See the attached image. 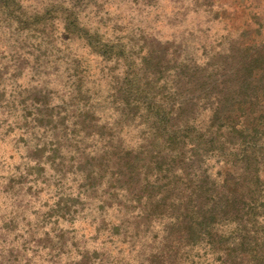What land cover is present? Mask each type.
Returning <instances> with one entry per match:
<instances>
[{"label": "trees", "instance_id": "16d2710c", "mask_svg": "<svg viewBox=\"0 0 264 264\" xmlns=\"http://www.w3.org/2000/svg\"><path fill=\"white\" fill-rule=\"evenodd\" d=\"M258 1L245 0L239 9L247 13ZM224 2L197 0L192 12L216 19L234 4ZM1 9L27 17L16 0ZM50 12L13 18L31 40L12 58L17 68L28 57L46 55L54 42L46 30L51 24L66 43L80 38L72 33L76 11L63 9L60 21L49 19ZM253 18L236 21L238 35L198 57L180 51L173 39L133 50L128 33L126 43L119 38L127 28L118 30L102 43L86 44L100 57L97 82L80 74L74 60L68 78L76 79L57 97L62 103L50 106L54 97L44 80L20 91L21 109L47 137H35L34 151H50L51 159L67 141L68 159L83 176L79 192L93 206L99 201L96 210L118 212L108 221L109 234L135 253L134 264H264V22ZM98 107L110 111L107 119Z\"/></svg>", "mask_w": 264, "mask_h": 264}, {"label": "rangeland", "instance_id": "374dc122", "mask_svg": "<svg viewBox=\"0 0 264 264\" xmlns=\"http://www.w3.org/2000/svg\"><path fill=\"white\" fill-rule=\"evenodd\" d=\"M107 1H109L108 6ZM226 1L231 2L232 0H225L224 5L226 4ZM4 2H7V0H0V32H9L10 35L8 38L14 41V43L10 45L11 51L9 56L5 58L8 62L5 63L2 70H0V83L15 84L17 80L25 77V69H29L30 74L27 76L28 82L32 83L33 80H37L36 78L38 75H41L42 78H40V80H42V82L43 80L46 82L50 88V93H52L53 97L56 99L61 96L63 92L61 89H68L66 86L70 85L71 81L76 79L72 77L68 78V74L71 73L70 67L75 63L74 60L79 62L80 74H83L84 72V76L87 80H94L95 83L97 82L96 79L100 78V57H98L95 52H90V49H86L88 41L93 43H102L106 38L113 37L112 33H116L118 30L120 31L127 28L126 34H123V31L119 32V38L125 41V36L128 33L130 43L134 44L133 50H138V47H141L140 45H142V43H145L142 46V48H145L148 42L151 45H158L150 46L149 48L162 47L165 40L173 39V41L180 45V51L182 46L183 52L198 57L200 54L209 55L218 48H221L222 45H224L225 42H227L228 39L234 35L236 21L240 19L243 21L247 14H252L254 16V20L264 22V0H259L257 2L258 4L254 2L256 7L247 11V13L246 11L239 9L245 6V0H234L232 7L227 8L225 13L219 14V18L217 17L215 19L212 16H208L201 12L193 14L187 13L179 22L162 18L160 14L153 15L150 12L146 14L145 11L140 9H137L136 15L133 16L131 15L132 9L127 6V1L125 0H106V3L104 1V4L99 3L98 0H63V2L70 3L71 9L77 12L78 16L72 33H74V35H80V38H78L79 41L72 39L66 43L67 38H62L59 27L51 24L49 27H46V30L50 31V38H53L51 40L54 42L47 44L46 55L41 56L42 59L38 61L28 57L26 59L27 64H23L22 67L17 68L13 63L12 58L16 53L22 52L27 48L26 46H29L28 41H31L29 40L30 32L24 29H15L13 18H16L17 16L21 18V11L18 10L20 14L15 12L8 14L2 13L1 4ZM134 2V4L140 3V1ZM157 4L158 0H154V6L145 5V8H155L157 7ZM7 5H10V3ZM109 6L116 9V15H112L108 12L107 9ZM53 7H55L56 10L50 12L46 16L52 21L62 20L65 17V13L62 12L65 7H61L59 5H54ZM125 12L128 14L125 15ZM101 13H104V15H101ZM24 15L28 16L29 14L26 13ZM149 17H151V19H149ZM48 22H50V20ZM18 25L21 26V24ZM225 33H227V35H225ZM39 49L41 50L42 48L39 47ZM141 53L143 52L141 51L140 54ZM119 64L122 67L121 61H119ZM109 65H111V63ZM10 67L14 68V71L6 81L4 80V76L7 75ZM89 84H91V82H89ZM4 98V93L0 92V101L4 100ZM19 98L20 92H16L15 96L12 97L11 103L2 105V107H4L6 111L9 107L15 111L18 104L21 117L24 120L22 127L26 133H31L33 140L36 141L35 137L42 132L38 129L40 125L36 121L28 120L32 117V114L27 113L28 109H21V105L18 102ZM62 100H64V96L62 97ZM64 102H66V100H64ZM109 112L110 111L106 109V107H98V110H96V113L102 119L108 117ZM240 123H242V120H240ZM9 131H12V129H9ZM130 133H135V130H131ZM41 137L43 139H47L45 134H41ZM66 142L67 141L65 139L60 142V152H57V156L52 157L51 159L47 158V161L53 166L55 171L61 174L62 178H66L67 174L71 173L73 183H75L78 170L68 157L61 154V149H65L68 152L67 147H65ZM19 143L27 146L28 142L21 137ZM28 157L30 159L41 161L44 158V154H38L34 151V149H30ZM57 161H59V164H57ZM16 170L19 171V166H16ZM224 170V166H222L221 177H223ZM32 171H38L39 174H42L44 169L40 167L38 163L36 169L29 170V175H31ZM25 181L26 177H21L19 180L9 179L8 189H11L16 184H22ZM78 190H81L79 185ZM31 191L32 189L29 188L28 192L31 193ZM76 199L80 198L69 197L66 201L62 198L61 201L58 202V205L63 204L60 211L65 214L69 212H74V214H79V212H87L88 214L93 212L96 213L99 217L100 225L98 224V229H94L95 235L91 237L93 243L99 241L101 244L118 247L121 252L127 250L125 243L121 241L119 236L117 238L116 235L109 234L110 228L108 221H111L115 215H118V212L111 210L108 207L107 209L103 208L96 210V203L93 206L91 200L77 203ZM76 205L79 206L78 211H74L73 206ZM92 207L96 210V212L92 211ZM97 216L92 217V224L96 223ZM17 226L16 218H13L5 223L4 228L6 231L11 232L15 231ZM102 236L103 239H101ZM58 238L61 245L67 243L68 237L63 232L58 234ZM13 239L15 240L16 237H13ZM36 243L47 247L51 245V240L46 234L43 240H38ZM53 247L55 246L53 245ZM73 247L78 248V244L73 242ZM63 250V246H61V251ZM81 255L85 259L83 258V260L78 262V264H91L93 259L103 261L107 258V253L104 255L105 257H102V255H99V252L96 254L91 253V255H89V253L85 251L84 253H81ZM18 259L19 257L17 256L15 250L10 249L8 251V255L4 258L3 264H13V262L18 261Z\"/></svg>", "mask_w": 264, "mask_h": 264}, {"label": "clouds", "instance_id": "9594fccd", "mask_svg": "<svg viewBox=\"0 0 264 264\" xmlns=\"http://www.w3.org/2000/svg\"><path fill=\"white\" fill-rule=\"evenodd\" d=\"M16 2L29 14L22 18H31L33 13L42 16L46 10L55 11L53 5L71 7L70 3L63 2V0H16ZM98 2L103 3V0H98ZM196 2L197 0H158L157 7L145 8L146 0H140L139 4H134L133 0H127V6L132 9L131 15L133 16L136 15L137 9H141L146 14L149 12L153 15L160 14L162 18L179 22L185 13L193 14L192 10ZM217 8L219 9V5ZM107 10L112 15L117 14L114 7L109 6ZM127 14L125 12V15ZM9 35V32H0V70L8 62L5 58L9 56L10 45L14 43L8 38ZM136 64H140L139 59H136ZM13 71L14 68L10 67L4 80L7 81ZM29 74L30 70L25 69V77L17 80L15 84L0 83V92L5 96L4 100L0 101V264H3L10 249H14L19 257L18 261L13 264H78L83 260L81 253L85 251L89 255L93 251L107 253V260L93 259L91 264H108L109 261L111 264H125V262L134 264L132 257L135 253L130 256L127 250L121 252L118 247L101 244L99 241L93 243L91 237L95 235L94 229L99 224V217L96 213L74 214V212H69L65 214L60 211L63 204L58 205V202L62 198L65 201L69 197L87 199L78 190V185L83 183L82 174L77 175L75 183H73L71 173L67 174L66 178H62L61 174L55 171L47 161V156L51 155L50 151L44 153L41 161L28 157V152L33 149L35 141L31 133H26L22 127L24 120L21 117L19 105L17 104L15 111L10 107L6 111L2 105L10 104L16 92L22 91L23 88L41 85L42 80H37L35 84L29 83L27 80ZM116 74L122 76L123 68ZM68 99V96H64V100ZM60 103H62L60 99L53 98L50 106ZM115 116L116 114H112L113 119ZM109 123L111 124V121ZM21 137L28 142L27 146L19 143ZM138 143L140 141L137 140L130 146L135 147ZM88 153L89 155L96 154L92 149H88ZM61 154L65 157L70 155L65 149H61ZM38 163L44 169L43 173L32 171L29 175V170L36 169ZM16 166H19V171L16 170ZM21 177H26L24 183L16 184L8 189L9 179L19 180ZM29 188L32 189L31 193L28 192ZM73 207L74 211H78V205ZM93 216H97L95 224L91 223ZM13 218H16L18 226L15 231H6L5 223ZM155 230L159 232L160 226L158 225ZM61 232L68 237L64 245H61L58 238ZM46 234L51 240V245L47 247L38 245L36 241L43 240ZM13 237L16 239L14 240ZM73 242L78 244V248L73 247ZM61 246H63V251H61Z\"/></svg>", "mask_w": 264, "mask_h": 264}]
</instances>
